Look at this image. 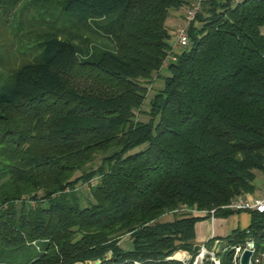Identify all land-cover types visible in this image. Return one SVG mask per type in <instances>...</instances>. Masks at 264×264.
<instances>
[{"label": "trees", "instance_id": "obj_1", "mask_svg": "<svg viewBox=\"0 0 264 264\" xmlns=\"http://www.w3.org/2000/svg\"><path fill=\"white\" fill-rule=\"evenodd\" d=\"M185 4L0 0V264H181L191 214L238 213L264 177V0L203 2L163 65ZM244 212L218 264L247 237L264 250Z\"/></svg>", "mask_w": 264, "mask_h": 264}, {"label": "built area", "instance_id": "obj_2", "mask_svg": "<svg viewBox=\"0 0 264 264\" xmlns=\"http://www.w3.org/2000/svg\"><path fill=\"white\" fill-rule=\"evenodd\" d=\"M205 1L207 0H186V4L181 8V14L179 15L180 23L172 32V44L164 61L162 62L163 65L167 60L172 58V48L179 50L185 48L188 45V28L194 21L196 14L199 13L202 4ZM226 1L231 5H235L240 2V0ZM225 208L232 212L253 211L258 214H263L264 189L256 198L246 199L240 196L235 197L225 206ZM204 213L200 212L198 214L207 216L208 219L213 218L212 211H209L207 215ZM222 250L223 249L221 248L220 242L213 240L208 247L200 245L197 253L192 259H190L187 253L183 251L180 257H177L176 253H173L170 258L180 262L181 264H202L203 261H208L211 264H218L217 253ZM244 251L249 252L247 264H264V250H255L254 244L250 237H247L242 244L236 245L232 248V255L230 259L231 264H239V258Z\"/></svg>", "mask_w": 264, "mask_h": 264}, {"label": "crops", "instance_id": "obj_3", "mask_svg": "<svg viewBox=\"0 0 264 264\" xmlns=\"http://www.w3.org/2000/svg\"><path fill=\"white\" fill-rule=\"evenodd\" d=\"M170 11V10H169ZM180 15V14H179ZM177 24L173 27L169 36V47L171 46V35L173 30L180 23V16ZM165 24V23H164ZM177 49L172 48V53ZM254 189L250 194L244 196L246 199H252L258 197L264 189V177L259 174L255 176L253 181ZM249 222L248 214L246 212L233 213L227 217H213L212 219L203 218L193 225V244L195 246L204 244L205 242L213 239L214 241H220L222 238L229 235L234 229L242 230L247 227ZM221 242V241H220Z\"/></svg>", "mask_w": 264, "mask_h": 264}, {"label": "rangeland", "instance_id": "obj_4", "mask_svg": "<svg viewBox=\"0 0 264 264\" xmlns=\"http://www.w3.org/2000/svg\"><path fill=\"white\" fill-rule=\"evenodd\" d=\"M179 14H181V9L170 10V11L167 12V15L165 17V26H166V29H167V32H168L169 36H170V33H171L173 27L177 24V22L179 20V17H178ZM259 32H260L261 35H264V27L259 28ZM171 44H172V42H171ZM177 52H178V49L176 51H174V53H177ZM174 53H172V55ZM159 73L160 74H164L165 73L164 69H161ZM155 79L156 80H153L151 82L150 87L146 91L145 98H144V101L142 103V108H146V105H147L150 97L153 95L154 91L156 90V88L159 85V80L157 78H155ZM140 119H142V118L140 117ZM259 174L260 173L257 172L256 176L259 175ZM81 190H84V189L81 188ZM191 215L192 216H198V217H201V218H205L204 215H200V214H197V213H192ZM170 219H171V215L167 214V215H163L162 217H160L158 219V221H166V220H170ZM118 244L120 245L121 248L126 249L128 247V238H127V236H122L120 238ZM220 244H221V242H220ZM201 245L205 246V244H201ZM199 246L200 245L197 246V251H198ZM175 253H176L177 257H180L181 254H182V251L175 252Z\"/></svg>", "mask_w": 264, "mask_h": 264}, {"label": "water", "instance_id": "obj_5", "mask_svg": "<svg viewBox=\"0 0 264 264\" xmlns=\"http://www.w3.org/2000/svg\"><path fill=\"white\" fill-rule=\"evenodd\" d=\"M106 256L108 257V254ZM248 257H249V252L244 251L239 258V264H247Z\"/></svg>", "mask_w": 264, "mask_h": 264}]
</instances>
